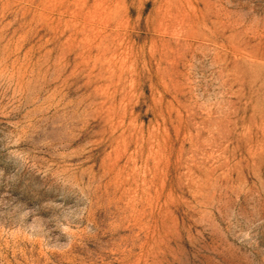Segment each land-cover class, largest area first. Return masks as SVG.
Listing matches in <instances>:
<instances>
[{
	"label": "rangeland",
	"instance_id": "1",
	"mask_svg": "<svg viewBox=\"0 0 264 264\" xmlns=\"http://www.w3.org/2000/svg\"><path fill=\"white\" fill-rule=\"evenodd\" d=\"M0 264H264V0H0Z\"/></svg>",
	"mask_w": 264,
	"mask_h": 264
}]
</instances>
